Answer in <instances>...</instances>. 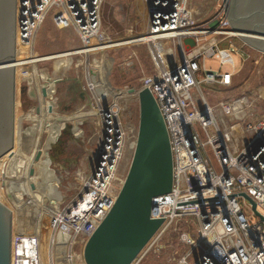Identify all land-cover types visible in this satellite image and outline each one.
Masks as SVG:
<instances>
[{"label":"built area","instance_id":"built-area-1","mask_svg":"<svg viewBox=\"0 0 264 264\" xmlns=\"http://www.w3.org/2000/svg\"><path fill=\"white\" fill-rule=\"evenodd\" d=\"M104 1L17 0L16 46L31 48L50 20L56 29L77 34L84 46L79 52L106 50L111 42L102 31ZM142 1L148 17L141 43L149 47L155 66L143 88L151 92L166 125L173 183L169 194L153 200L150 217L162 224L132 264L157 253L171 234L182 250L174 254V264H264V117L247 118L251 102L246 95L212 105L202 91V85L230 87L237 73L232 57L237 47L221 48L218 38L235 37L223 0L205 23L201 19L208 13L195 9L205 0ZM151 8L155 12L149 16ZM208 58L231 71L207 69ZM127 134L121 124L104 126L79 193L50 220L55 243L71 254L77 244L84 248L123 187L126 176L119 168ZM63 255L66 262V250Z\"/></svg>","mask_w":264,"mask_h":264},{"label":"rangeland","instance_id":"rangeland-1","mask_svg":"<svg viewBox=\"0 0 264 264\" xmlns=\"http://www.w3.org/2000/svg\"><path fill=\"white\" fill-rule=\"evenodd\" d=\"M202 3L195 9L208 13L201 19L205 23L215 16L221 2ZM145 17L142 0H105L101 24L111 42L106 50L80 53L84 46L77 34L72 29H56L50 20L36 34L31 48L17 47L14 148L0 160V202L13 218V264H68L63 255L66 245L55 243L50 220L79 193L106 125L121 124L128 130L119 168L126 176L139 119L138 99L128 91L143 89L155 74V66L147 45L123 44L144 36ZM218 38L221 48H228L229 43L237 47L238 52L232 54L237 73L230 87L202 85V91L212 105L246 95L251 102L247 118L264 117V52L237 36ZM205 65L231 71L211 58ZM21 89L25 90L22 94ZM119 89L121 97H116ZM175 235L164 238L162 249L141 264H174V254L182 252ZM82 249L79 244L74 247L73 264H81Z\"/></svg>","mask_w":264,"mask_h":264},{"label":"water","instance_id":"water-1","mask_svg":"<svg viewBox=\"0 0 264 264\" xmlns=\"http://www.w3.org/2000/svg\"><path fill=\"white\" fill-rule=\"evenodd\" d=\"M16 3L0 0V160L14 148ZM223 4L234 33L264 52V0H223ZM154 12L149 9V16ZM128 92L139 104L135 148L113 207L83 248V264H132L162 224L150 217L153 200L172 189L173 159L159 107L147 88ZM42 94L46 96V90ZM12 237V213L0 202V264H12Z\"/></svg>","mask_w":264,"mask_h":264},{"label":"bare ground","instance_id":"bare-ground-1","mask_svg":"<svg viewBox=\"0 0 264 264\" xmlns=\"http://www.w3.org/2000/svg\"><path fill=\"white\" fill-rule=\"evenodd\" d=\"M145 11H146V9H145ZM199 11H201L200 9H198L196 12L198 13ZM148 16L146 15V18H147ZM233 35H231V36H237L236 35V33H232ZM238 37V36H237ZM145 40V38L142 36L141 38H139V40L138 41H130V42H126V43H124L123 45H131V44H133L134 45V43H141L142 41H144ZM92 45L94 44V41H92V43H91ZM18 47H20V45L18 46ZM165 47H166V49H169V43H167L166 45H165ZM94 50H88V51H82V52H80V53H83V52H93ZM195 54V53H194ZM17 65V64H16ZM17 67V66H16ZM103 73H104V75H105V72L103 71ZM104 82H105V85L107 86V87H109V85L106 83V81H105V77H104ZM122 89H119V90H116L115 91V96L116 97H121V94H119V92L121 91ZM243 106H244V104L242 103V108H243ZM38 155H39V153L36 155V157H35V161H38L37 160V157H38ZM54 213H56V212H54ZM53 213V214H54ZM46 227V226H45ZM44 227V228H45ZM47 228V227H46ZM51 243H52V241H51ZM65 250H66V260L68 261V264H73L72 263V254H71V251L69 250V248H66L65 247ZM70 255V256H69ZM66 261V262H67Z\"/></svg>","mask_w":264,"mask_h":264},{"label":"crops","instance_id":"crops-1","mask_svg":"<svg viewBox=\"0 0 264 264\" xmlns=\"http://www.w3.org/2000/svg\"><path fill=\"white\" fill-rule=\"evenodd\" d=\"M147 15V14H146ZM145 19H147L146 17H145Z\"/></svg>","mask_w":264,"mask_h":264}]
</instances>
